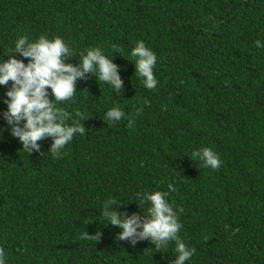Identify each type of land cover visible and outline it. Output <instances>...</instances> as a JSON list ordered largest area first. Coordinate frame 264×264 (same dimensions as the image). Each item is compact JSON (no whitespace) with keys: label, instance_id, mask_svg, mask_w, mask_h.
Instances as JSON below:
<instances>
[{"label":"trees","instance_id":"1","mask_svg":"<svg viewBox=\"0 0 264 264\" xmlns=\"http://www.w3.org/2000/svg\"><path fill=\"white\" fill-rule=\"evenodd\" d=\"M41 34L62 37L73 64L101 47L122 89L78 77L57 104L86 131L56 155L51 137L28 153L0 117L6 264H174V241L119 240L101 214L111 198L143 218L149 202L138 193L152 190L168 193L178 235L196 249L184 264H264V47L254 43L264 42V0H0V59L19 57L8 53L18 36ZM137 40L156 54L151 89L130 55ZM113 105L125 116L107 122ZM204 146L218 168L192 157Z\"/></svg>","mask_w":264,"mask_h":264},{"label":"clouds","instance_id":"2","mask_svg":"<svg viewBox=\"0 0 264 264\" xmlns=\"http://www.w3.org/2000/svg\"><path fill=\"white\" fill-rule=\"evenodd\" d=\"M254 43L257 47H264V42L259 39ZM113 49L116 47L113 46ZM8 53H18L19 57L9 54L7 59H0V85L6 86L2 97L6 108L0 111V117L9 126L11 135L19 139L21 147L28 153L40 149L39 140L51 137L49 150L54 155L59 154V150L74 134L85 133L83 123L57 104L73 97L78 77L83 78L86 73L91 72L97 80L109 84L114 93L122 89L119 66L99 46L83 49L79 53L78 62L73 64L67 62L72 52L62 37L41 34L35 39H30L26 35H20ZM130 55L135 58V72L143 78L144 87L153 88L157 84L153 72L156 63L155 52L147 47L143 40H137ZM21 57L27 58V61ZM79 115L77 113V116ZM124 116L123 109L113 105L105 111L104 120L114 122ZM69 119L72 122L66 124L65 121ZM132 124L133 118H129L128 125ZM2 131L0 128V132ZM192 157L212 169L221 164L219 155L207 146L194 149ZM172 187L170 183L168 188ZM138 195L140 202L145 199L149 202L145 217L109 207L115 205L111 198L103 201L102 216L107 223L119 227V240L129 239L135 244L138 239L150 238L157 249L166 247L169 240L174 241L177 253L174 264H184L196 249L186 246L179 237L181 225L177 211L167 199L168 193L152 190ZM81 235L86 237L87 233ZM97 235L99 236V233ZM0 264H6L3 248H0Z\"/></svg>","mask_w":264,"mask_h":264}]
</instances>
